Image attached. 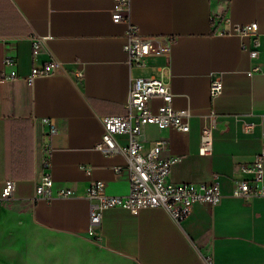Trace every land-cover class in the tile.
Returning a JSON list of instances; mask_svg holds the SVG:
<instances>
[{"label":"crops","instance_id":"obj_1","mask_svg":"<svg viewBox=\"0 0 264 264\" xmlns=\"http://www.w3.org/2000/svg\"><path fill=\"white\" fill-rule=\"evenodd\" d=\"M115 4L0 0V72L11 56L20 75L0 80V200L6 180H15L10 200L24 206L29 238L62 245L69 253L96 249L120 264H208L209 258L213 264H264V197L196 204L181 222L163 208L138 213L109 208L96 237L89 235V185L103 182L108 195L130 191L129 171L115 170L125 165L124 156L106 155L96 144L104 133L103 117L126 113L134 78H162L172 88L174 107L191 112L189 132L145 128L146 151L158 139L167 141L160 158L174 159V184L219 178L229 185V179L244 177L240 166L264 147V0H131L130 22L141 34L174 38L169 54L150 57L144 67L129 62L124 49L129 23L113 20ZM224 16L233 23H258L256 59L251 35L215 33L214 23ZM33 37L44 38L36 51ZM52 60L60 70L29 84L32 67ZM254 66L263 71L250 74ZM219 77L223 90L213 97L211 84ZM152 103L156 109L161 100ZM211 113L219 116L214 148L203 154L200 134ZM43 118H53L58 127L51 153L55 188L71 189L70 196L35 199L37 146L48 130L39 122Z\"/></svg>","mask_w":264,"mask_h":264},{"label":"built area","instance_id":"obj_2","mask_svg":"<svg viewBox=\"0 0 264 264\" xmlns=\"http://www.w3.org/2000/svg\"><path fill=\"white\" fill-rule=\"evenodd\" d=\"M131 0H116L113 12L115 22L129 23L127 42L124 46L131 65L144 67L148 65L150 57L164 55L171 52L174 38L170 36H145L140 33L136 24L130 22ZM215 33L221 36L251 35L256 46L251 51L252 59L259 56L258 23H233L229 16L222 17L214 23ZM43 37H33V48L38 50ZM245 47V45H243ZM60 70V63L56 60L48 61L41 66H33L27 81L33 84L38 77L50 76ZM263 71L262 67L254 66L249 72ZM16 62L11 56H5L0 80L6 81L19 78ZM82 80L84 72H77ZM221 78H216L211 84V95L216 97L222 93ZM159 98L160 105L153 107V100ZM174 94L169 83L158 77H136L131 84L130 97L126 103V113L107 115L102 119L104 133L97 142L96 149L106 155L120 154L126 159L123 166L115 167L121 172L130 173V191L127 195H108L104 192L101 181L92 182L87 189V198L91 201L89 235L95 236V229L102 222L103 211L109 208H127L138 213L145 208H163L167 210L176 222L184 220L196 204L214 205L224 197H237L246 200L264 197V147L255 158L240 166L242 178L229 179V185L219 178L212 182L174 184L171 181V168L174 159L163 160L161 152L167 147V141L158 139L147 151L148 138L145 128L156 125L160 130L172 128L182 132H189L191 112L188 109H176L173 104ZM219 116L211 113L201 130L199 148L203 154H211L214 148V129ZM39 122L48 126V130L39 141L37 150L40 164V176L37 179L35 199L52 200L56 196H70L71 189L56 190L51 173L52 137L58 132L53 118H43ZM251 125L245 126L250 132ZM126 137V141L119 138ZM225 179V178H224ZM16 182L6 180L2 190V200L13 198ZM208 264H213L208 259Z\"/></svg>","mask_w":264,"mask_h":264},{"label":"rangeland","instance_id":"obj_3","mask_svg":"<svg viewBox=\"0 0 264 264\" xmlns=\"http://www.w3.org/2000/svg\"><path fill=\"white\" fill-rule=\"evenodd\" d=\"M24 214L23 205L0 200V264H120L96 249L79 247L69 253L62 245L45 244L44 239L34 242L29 238Z\"/></svg>","mask_w":264,"mask_h":264}]
</instances>
